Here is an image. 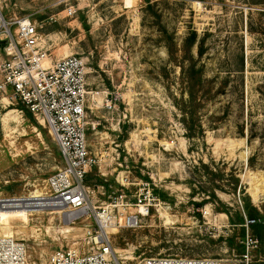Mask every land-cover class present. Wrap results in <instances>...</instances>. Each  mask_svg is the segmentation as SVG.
<instances>
[{
	"label": "rangeland",
	"instance_id": "1",
	"mask_svg": "<svg viewBox=\"0 0 264 264\" xmlns=\"http://www.w3.org/2000/svg\"><path fill=\"white\" fill-rule=\"evenodd\" d=\"M130 1L5 0L3 17L14 34L15 18L30 16L54 59L75 53L86 61L87 138L97 160L86 181L91 205L127 179L129 195L144 183L160 193L161 205L140 227L112 236L124 264L149 256L245 264L247 251L250 264H264V4ZM4 37L0 63L9 58ZM199 69L200 81L193 77ZM11 91L0 94V198L44 195L61 153L48 125L10 102ZM203 165L223 174V189L198 206L213 183ZM234 177L242 191L230 189ZM28 198L0 208V237L23 241L30 262L45 264L52 251L76 243L91 219L70 225L59 211L30 213L38 208L27 207ZM256 217L263 223L247 227Z\"/></svg>",
	"mask_w": 264,
	"mask_h": 264
},
{
	"label": "built area",
	"instance_id": "2",
	"mask_svg": "<svg viewBox=\"0 0 264 264\" xmlns=\"http://www.w3.org/2000/svg\"><path fill=\"white\" fill-rule=\"evenodd\" d=\"M0 0V35L6 39L5 53L9 58L0 63V94L9 95L11 103L20 101L34 117L41 118L59 147L62 167L46 180L43 206L35 212H62L70 225L91 219L79 240L50 253L45 264H124L116 252L112 236L120 229H135L150 216L162 201L149 183H144L129 195L128 179L121 188L108 194L107 199L94 203L87 184L89 169L97 164L90 155L87 138L88 79L86 61L79 54L54 59L40 33V26L30 16L15 18V33L3 17ZM70 6L67 15L76 14ZM100 188L105 189L104 185ZM0 198V208L13 200ZM202 210V209H201ZM204 214L206 210H203ZM209 213V211H207ZM261 217L247 218V227L262 224ZM116 230L115 232L113 230ZM248 239V238H247ZM253 243L248 239V244ZM243 262L250 264L249 251ZM214 258L182 256H149L138 264H223ZM0 264H32L27 245L14 237H0Z\"/></svg>",
	"mask_w": 264,
	"mask_h": 264
},
{
	"label": "trees",
	"instance_id": "3",
	"mask_svg": "<svg viewBox=\"0 0 264 264\" xmlns=\"http://www.w3.org/2000/svg\"><path fill=\"white\" fill-rule=\"evenodd\" d=\"M251 3L252 4H264V1L253 0V1H251ZM195 39H196V33L193 32L192 35L190 36L189 40H190L191 43H193ZM201 72H202V70L199 69L198 70V75L197 76L193 75V77L197 78L198 81H200V79H201V77H200L201 76ZM27 113H28L29 116H33L32 113L29 110H27ZM203 166L207 170V173L210 175V177H212L213 183L211 184L209 189H205V191L202 192L203 196H206V197H203L202 201L197 203L198 206L209 202L208 200H211V199L212 200H217V198H218L217 194H216L217 189H220V190L223 189V187H221L220 185L217 184V182H219V180L222 179L223 174L209 170L208 165H203ZM99 182L101 183V185H104L107 188V190H110L108 182H106V181H104L102 179ZM238 188H240V191H242V185L240 184L239 177H234V182L232 183V187L230 189L233 192H236V190H238ZM193 190H194L193 193H196L197 189L194 188ZM155 193L156 194H160V193L157 192V190L155 191ZM243 201L245 202L246 211H248L250 213L251 212V204L248 201V197L244 196L243 197ZM251 216H252V214H251Z\"/></svg>",
	"mask_w": 264,
	"mask_h": 264
},
{
	"label": "bare ground",
	"instance_id": "4",
	"mask_svg": "<svg viewBox=\"0 0 264 264\" xmlns=\"http://www.w3.org/2000/svg\"><path fill=\"white\" fill-rule=\"evenodd\" d=\"M127 4H131V1L127 0ZM43 204H44L43 198H42L41 194H39L37 192L32 193L27 200V207H29L30 209H32V207L35 205H37V208L40 209L43 206ZM113 231L115 232L116 230L114 229ZM4 236L13 237L10 235H4Z\"/></svg>",
	"mask_w": 264,
	"mask_h": 264
}]
</instances>
